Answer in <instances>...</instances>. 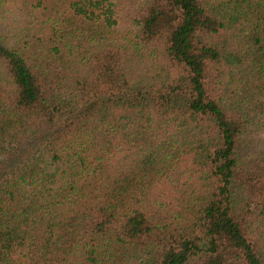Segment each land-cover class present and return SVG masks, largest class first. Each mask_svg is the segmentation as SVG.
<instances>
[{"label": "trees", "instance_id": "1", "mask_svg": "<svg viewBox=\"0 0 264 264\" xmlns=\"http://www.w3.org/2000/svg\"><path fill=\"white\" fill-rule=\"evenodd\" d=\"M138 250L264 264V0H0V264Z\"/></svg>", "mask_w": 264, "mask_h": 264}, {"label": "rangeland", "instance_id": "2", "mask_svg": "<svg viewBox=\"0 0 264 264\" xmlns=\"http://www.w3.org/2000/svg\"><path fill=\"white\" fill-rule=\"evenodd\" d=\"M167 73H169V68H167V65L162 63L159 66H155V64L150 61L143 64V68H140L138 72V80L140 81L142 79H145L147 81H159L162 80ZM150 254L151 252L138 250L137 253L130 256L132 260L131 263L139 264L140 261H145L146 259H148L150 257Z\"/></svg>", "mask_w": 264, "mask_h": 264}]
</instances>
